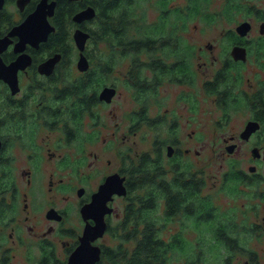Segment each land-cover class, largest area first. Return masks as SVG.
<instances>
[{
  "label": "flooded vegetation",
  "instance_id": "af4514ba",
  "mask_svg": "<svg viewBox=\"0 0 264 264\" xmlns=\"http://www.w3.org/2000/svg\"><path fill=\"white\" fill-rule=\"evenodd\" d=\"M40 1L0 0L3 63L24 54L16 71L0 76V264H69L87 227L102 224L87 262L130 264L147 223L164 239L183 238L194 218L198 238L231 240L221 241L228 253L221 264L236 253L256 261L255 249L238 244L253 234L244 220L252 208L245 201L236 211L232 195L249 196L248 181L259 179L264 203V0H227L236 23L220 41L202 43L184 38L189 23H172L177 12L188 14L189 1L153 0L154 16L144 20L141 0H56L46 38L44 28L26 24ZM62 1L72 23L61 28L60 49L52 37ZM197 4L199 16L204 0ZM88 6L95 15L76 22ZM77 28L89 33L85 69ZM236 48L246 57L236 58ZM105 89L111 96H102ZM205 102L222 111L219 119H202ZM234 108L246 118L230 131ZM240 155L248 156L249 171ZM218 161L229 164L210 174L206 166ZM119 181L125 192L109 195ZM260 223L254 234L264 237V214Z\"/></svg>",
  "mask_w": 264,
  "mask_h": 264
},
{
  "label": "rangeland",
  "instance_id": "374dc122",
  "mask_svg": "<svg viewBox=\"0 0 264 264\" xmlns=\"http://www.w3.org/2000/svg\"><path fill=\"white\" fill-rule=\"evenodd\" d=\"M188 2L189 0H173L174 4H183L185 2ZM210 3L204 4V11L201 15L193 18H189L187 22L189 23L188 30L183 32L184 38L188 39L190 41L195 42H206L210 40L220 41L221 40V32L224 29H227L236 23V18L227 15L225 12V8L228 5L227 0H208ZM152 5H154L153 0H141L138 8H141V17L145 19H151L154 16V11L152 9ZM207 5V6H206ZM207 15V18H206ZM209 16V17H208ZM238 16V15H237ZM173 19L175 21L174 15L172 16V23ZM210 24V26H207L204 31L203 25ZM94 26V25H93ZM78 55V53H77ZM130 103H132L131 97H129ZM205 109L200 112L202 115V119L206 120L208 122L217 120L221 117L223 114L222 111L218 110V108H215L212 103L205 102ZM109 117V116H108ZM223 118V117H222ZM246 113L244 112L243 108L237 109L234 108L233 110H230V116L227 118L230 123L228 124V128L230 131H235L236 129H239L243 127L245 123ZM91 147H95V145H90L89 149ZM65 148V147H63ZM60 148V149H63ZM16 150L20 151V148L16 146ZM243 157L244 160V167L247 171H249V162H248V156L246 155H240ZM231 160V159H230ZM229 160V161H230ZM229 161L227 164H229ZM227 164L221 165V161H218L216 165L209 164L206 166L207 171L210 174H216V173H222L220 170L221 168H226ZM229 167V166H228ZM259 171L264 174V160L259 162ZM246 186V184H245ZM252 187L257 188L259 187V195L251 197V196H244L234 193L232 196H235L236 202H232L235 204L234 209L237 211V208L243 207V203L247 201L250 206L251 210L248 215V217H245L244 220H247V224H253L254 222L259 223L261 226V217L264 214V203H261V189L262 186L259 183V185H250L247 187V189L252 193L251 189ZM222 199L225 201V197L222 196ZM254 206V207H252ZM237 215V214H236ZM239 220V218H237ZM191 221V220H189ZM169 228L172 227V223L168 224ZM189 229L187 237L179 238V239H166L168 241H180V244H177L175 247V250L173 252H170V258L173 263L175 264H183L187 260H195L196 264H221V263H227V257L226 255L228 253H225L223 250V245L221 243L216 242L215 240L211 238H205V240L198 238L197 234H193V232L197 233V226H185ZM262 230V229H261ZM260 230V231H261ZM188 230H186L187 232ZM168 232V230H167ZM164 235H167V233L163 232ZM167 237V236H166ZM244 244L252 249H255L257 252V260H253L248 255H242L239 253H236L234 256H230V259H232L231 264H247L246 261L249 259V264H264V237L255 235L254 233L247 237H238V244ZM134 241H130V243H127V245H133ZM202 245V246H201ZM201 246V247H200Z\"/></svg>",
  "mask_w": 264,
  "mask_h": 264
},
{
  "label": "water",
  "instance_id": "95a60500",
  "mask_svg": "<svg viewBox=\"0 0 264 264\" xmlns=\"http://www.w3.org/2000/svg\"><path fill=\"white\" fill-rule=\"evenodd\" d=\"M55 6H56V0H52L51 2H49V0H41L40 3H39V7H38V13L35 14V18H33L34 16H30L29 19L31 20H27L26 21V24H28V28H30V26H33L34 27H39V30H41L42 28H44V38L47 37L48 33L54 29V26H52L50 24V21L48 19V15H52L54 13V10H55ZM41 10V11H40ZM41 12V14H40ZM95 9L91 6H88V7H85L83 8L82 10L78 11L77 13L74 14L73 16V19L76 21V22H79L81 23L82 21H84L85 19H88V18H91L95 15ZM34 15V14H33ZM37 15L38 16V19L37 18ZM34 19V20H33ZM248 27H249V23L248 22H242L240 24V27H239V30L240 32L242 33H245L247 30H248ZM74 37H75V40H76V43L80 49V59L78 61V65L81 69H85L88 65V61H87V58L84 54V49H85V46H86V41L89 37V33L84 31L83 29L81 28H77L74 32ZM24 40H27V38H25ZM8 44V41L6 40V38H0V51L3 50V48ZM237 50V48L235 49L234 51V56L236 58H245L246 55L245 54H242V53H235ZM60 56V53H56L53 57L49 58L48 60H46L44 62V71H48V69L54 64V62H56V59L57 57ZM24 57V54H22L18 60H15L13 61L11 64L9 65H6L3 63V60L0 56V76L4 77L5 79H7L8 77V73H9V70L10 69H14L15 71L18 69L17 67V63L18 61L19 62H22L23 61V58ZM6 65V66H5ZM49 66V67H48ZM13 70V71H14ZM5 73V74H4ZM15 74V72H13ZM4 74V75H3ZM8 80L11 81V79L9 78ZM112 92H113V89H112ZM112 92L110 91H107L105 89V91L102 92V96H107L106 94H112ZM105 94V95H104ZM248 128H246L243 133H242V136L246 137L247 136V132H248V129H249V124L247 126ZM254 156H259V155H254ZM256 167L251 165L250 166V170H255ZM119 183V184H118ZM109 183L106 182L104 183L102 186H101V189L99 190V192L97 193V196H98V199H100L101 195L104 193V192H107V187H108ZM115 186H118L115 188ZM115 186H110L109 187V192L108 194L110 195L113 191H117L119 193H123L125 192V188L122 184V181H119V182H116V185ZM123 186V187H121ZM122 188V189H121ZM113 189V190H112ZM115 189V190H114ZM124 189V190H123ZM100 230H103V224L102 226H96V227H87V229L85 230V235L83 236L82 238V244L77 248V250L72 254L71 258H70V261H69V264H91L92 261L90 263L87 262L86 258L88 255V251L90 249V246H91V239L95 238V236H97V234H101L103 231H100V230H95L96 228H98ZM92 228V229H91ZM92 232V233H91ZM95 232V233H94ZM99 232V233H98ZM97 253H98V250H97ZM96 253V255H97ZM86 257V258H85ZM96 257V256H95ZM94 257V258H95ZM84 259V260H83Z\"/></svg>",
  "mask_w": 264,
  "mask_h": 264
},
{
  "label": "trees",
  "instance_id": "16d2710c",
  "mask_svg": "<svg viewBox=\"0 0 264 264\" xmlns=\"http://www.w3.org/2000/svg\"><path fill=\"white\" fill-rule=\"evenodd\" d=\"M199 0H189V10H188V14H182L181 12H177L174 15L175 21L173 19V24H179V23H188L187 20L189 18H193V17H197V13H198V2ZM66 2L62 1L59 4V24H60V30L55 34L54 40L56 41V43L54 44L55 46L59 47L60 49H62L61 47L63 46V37L60 36V34H63L61 28L63 26L64 23H72L71 22V18L69 16V14H66L69 9H67L65 11V5L64 4ZM205 4H209L210 2L208 0H204ZM206 5V6H207ZM73 8V7H70ZM225 12L227 15H231L232 10H231V3L228 2V5L225 8ZM209 17V16H208ZM207 18V15H206ZM175 32V31H174ZM236 184L237 182L234 181ZM249 186L252 185H259L260 181L259 179H254L251 181H248ZM259 187L254 188L252 187V193H249V196H251V194H253L251 197L257 196V194L259 195ZM254 207V206H252ZM147 227L145 230L142 231L140 238L135 242V246L133 247L134 249L132 250V254L131 257L128 259V262H130V264H175L172 262L171 258H170V252H173L175 250V247H177V244H180V241H168L162 237H160L156 231L152 228H148L150 226L149 223L146 224ZM198 222L196 221V219L194 218L193 221H190L188 226H197ZM261 226L259 225V223H253L252 224V228L251 231L252 233H260L261 231ZM173 239H179V238H173ZM220 241H216L221 243L222 242H226L227 245L231 242L230 241H226L223 239H219ZM237 245V239L234 238L232 239V246H236ZM175 246V247H174ZM202 246V245H201ZM200 246V247H201ZM183 264H196L195 260H187L185 263Z\"/></svg>",
  "mask_w": 264,
  "mask_h": 264
}]
</instances>
